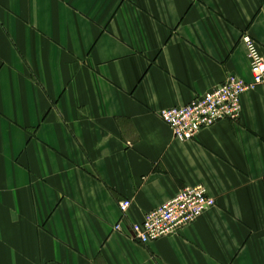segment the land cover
<instances>
[{"label": "crops", "instance_id": "1", "mask_svg": "<svg viewBox=\"0 0 264 264\" xmlns=\"http://www.w3.org/2000/svg\"><path fill=\"white\" fill-rule=\"evenodd\" d=\"M263 7L0 0V264H264V86L192 142L160 117L252 81L242 37L264 57ZM187 186L216 206L170 238L130 239Z\"/></svg>", "mask_w": 264, "mask_h": 264}, {"label": "built area", "instance_id": "2", "mask_svg": "<svg viewBox=\"0 0 264 264\" xmlns=\"http://www.w3.org/2000/svg\"><path fill=\"white\" fill-rule=\"evenodd\" d=\"M242 42L251 65L250 83L230 76L223 84L196 97L189 104L160 112L161 119L171 128L178 142H192L202 131L211 129L219 122L239 120L242 97L254 88L264 86V57L260 48L250 35H244ZM215 206V198L208 194L204 186H187L172 200L147 213L141 223L130 222L129 237L142 245L170 238L195 224ZM131 207V200L119 203L121 219L114 231H123Z\"/></svg>", "mask_w": 264, "mask_h": 264}]
</instances>
